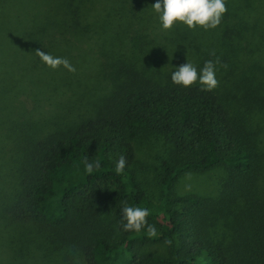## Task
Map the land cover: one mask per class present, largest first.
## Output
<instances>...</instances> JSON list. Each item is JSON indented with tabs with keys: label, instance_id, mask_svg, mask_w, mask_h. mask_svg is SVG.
<instances>
[{
	"label": "trees",
	"instance_id": "trees-1",
	"mask_svg": "<svg viewBox=\"0 0 264 264\" xmlns=\"http://www.w3.org/2000/svg\"><path fill=\"white\" fill-rule=\"evenodd\" d=\"M154 2L0 0V264H264V0L164 31ZM207 60L211 91L171 82ZM210 170L213 192L177 188Z\"/></svg>",
	"mask_w": 264,
	"mask_h": 264
},
{
	"label": "clouds",
	"instance_id": "clouds-1",
	"mask_svg": "<svg viewBox=\"0 0 264 264\" xmlns=\"http://www.w3.org/2000/svg\"><path fill=\"white\" fill-rule=\"evenodd\" d=\"M152 10L156 13L157 20L162 31L168 30L178 22L188 29L200 27L205 30L215 28L219 25L222 15L225 13V0H155L151 4ZM36 55L46 67L55 70L63 67L69 72L75 71L66 58L53 56L51 53L36 50ZM216 68L211 60L204 61L199 72L194 64L186 61L180 65L173 66L170 72V80L173 84L181 87L198 84L203 91L214 89L218 81L216 79ZM99 167V161L89 162L85 159L83 168L85 173H91L93 168ZM125 167V158L121 155L115 161L114 170L119 174ZM149 210L145 207L122 205L120 216L124 221L122 228L125 231L132 230L139 232L145 228L148 236H154L156 229L147 224L146 217Z\"/></svg>",
	"mask_w": 264,
	"mask_h": 264
},
{
	"label": "rangeland",
	"instance_id": "rangeland-1",
	"mask_svg": "<svg viewBox=\"0 0 264 264\" xmlns=\"http://www.w3.org/2000/svg\"><path fill=\"white\" fill-rule=\"evenodd\" d=\"M218 175V172L213 170L201 173L187 172L179 178L177 188L181 192L211 193L215 189Z\"/></svg>",
	"mask_w": 264,
	"mask_h": 264
}]
</instances>
